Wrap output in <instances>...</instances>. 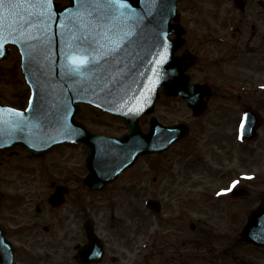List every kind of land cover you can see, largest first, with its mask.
Here are the masks:
<instances>
[{
  "label": "rangeland",
  "instance_id": "1",
  "mask_svg": "<svg viewBox=\"0 0 264 264\" xmlns=\"http://www.w3.org/2000/svg\"><path fill=\"white\" fill-rule=\"evenodd\" d=\"M254 3L242 12L234 6L233 0L179 2L178 8L183 13L181 22L187 29L185 47L179 53L187 48L199 55L197 66L189 73H193L197 80L213 85L209 108L196 117L180 97L163 96L157 103L155 115L167 124L182 122L190 127V132L184 140L164 152L163 156L159 154L152 157L153 164L162 166L158 169L160 173L152 167L145 169L151 157H142L138 167L136 165L125 171L108 188L114 189V194L105 191L87 193L88 207L99 205L105 206L106 213L113 211L120 232L129 226L134 227L129 241L135 247L136 258H145L150 252L159 254L161 250L168 264H241L243 259L264 264V249L249 245L240 236L247 221L246 216L252 209H256L260 196L254 194L252 197L235 200L224 191L234 180L230 176L238 177L240 171L246 174L247 181L240 187L247 184L256 192L264 188V127L257 128L255 138L240 145L239 150L233 148L241 115L240 107L236 104L250 103L264 110V93H242L232 84L221 86L223 79L213 67L216 64L215 56L224 55L226 51L229 66L241 57L235 56L239 48L219 44V39L229 42L226 38L243 35L241 38L245 42L257 43L263 35L264 46V6L262 8ZM228 16L231 21H228ZM257 19L260 28L253 30L252 24ZM233 32L231 36L228 35ZM207 36H212L213 40H208ZM233 66L244 69L237 63ZM222 67L226 68L224 59ZM244 71L249 73L248 69ZM241 82L237 80L235 83ZM246 88L250 90L249 86ZM235 89L240 95H237ZM29 95V88L20 69L19 52L13 47L10 56L0 61V101L23 108L28 103ZM77 118L86 122L94 131L105 134L120 135L126 131L122 119L91 106L82 105ZM148 122L149 118L142 117L143 129L147 130ZM229 140L232 142L229 143ZM224 141L231 145L230 152ZM86 157V151L71 145L57 147L40 158L28 155L23 148L0 153V188L7 194L4 200L7 223H15L12 220V212L15 211L20 212L15 214L24 221L23 225L34 219L38 206L48 213L51 179L69 174L70 177L77 176L82 183L88 172L85 167ZM150 172L159 180L154 181ZM162 177L166 179L162 180ZM180 181L187 184L180 188ZM149 197L164 198L159 215L145 207L144 200ZM88 213L95 216V212L89 208ZM42 217L43 221L48 219L46 215ZM19 233H13L18 245L23 240H29L26 232L22 230ZM149 235L151 245L142 252L140 249L144 247ZM35 241L38 239L31 242ZM153 244L156 249L152 251ZM32 252L26 244L19 258L32 260L33 257H40L37 252H33L36 256ZM146 263L147 260H142L139 264ZM149 264L163 263L161 260H153Z\"/></svg>",
  "mask_w": 264,
  "mask_h": 264
},
{
  "label": "water",
  "instance_id": "2",
  "mask_svg": "<svg viewBox=\"0 0 264 264\" xmlns=\"http://www.w3.org/2000/svg\"><path fill=\"white\" fill-rule=\"evenodd\" d=\"M177 2L127 0L130 7L124 10V15L116 14L111 23L105 24L107 29L115 25L117 32L120 29L131 31L130 42L126 43L121 56L123 63L118 66L109 63L95 75L88 73L80 78H69L61 74L58 67L63 63L60 50L69 40L66 29L72 27L68 23L69 18L75 16L79 21L83 15L76 12L77 0H70L62 7L53 0V17L60 26L50 23L45 29L43 22L34 19L22 34L9 35V18L5 16L4 27L0 29V44L3 45L0 59L9 53L5 43L19 47L22 69L31 85L32 96L26 111L16 110L23 114L26 127L17 126L19 118L8 111L13 108L0 105V151L21 145L33 154L41 155L59 143L80 142L89 150V175L85 178V186L94 190L114 181L121 171L135 163L139 155L166 150L183 138L189 130L187 126H166L153 118L149 132L144 133L139 123L142 115L153 112L160 85L165 94L181 95L186 99L195 114L202 113L206 106L202 98L208 88L191 85L185 73L193 65L194 57L189 52L181 57L175 55L182 46L184 33L180 25L171 23V19L178 20ZM12 31L15 32V28ZM169 33H173L175 38L168 39ZM79 102L92 103L124 117L128 131L121 137L92 132L75 119L80 110ZM247 114L246 135L252 136L260 120L251 111ZM246 194L247 190L240 188L231 196L237 198ZM151 206L159 210L154 201H151ZM88 232L93 242L94 232L92 229ZM242 236L247 242L264 246V198L250 214ZM0 264H17L13 246L1 225Z\"/></svg>",
  "mask_w": 264,
  "mask_h": 264
},
{
  "label": "flooded vegetation",
  "instance_id": "3",
  "mask_svg": "<svg viewBox=\"0 0 264 264\" xmlns=\"http://www.w3.org/2000/svg\"><path fill=\"white\" fill-rule=\"evenodd\" d=\"M254 4L260 5L262 8L264 6L262 0L257 1ZM255 21L259 23L258 19ZM253 29L256 30L257 28L253 27ZM241 37H243V35H238L237 38L232 39V41L235 46L244 47V59H246V56L248 57L246 62L241 65V67L248 69L249 73H246L244 69L241 70L237 67H233L232 71L228 73V76L230 75L229 78L235 81H242L243 77L245 78L247 76L249 80L254 77L264 79V46L262 45L263 35L260 36V40H257V43L245 42ZM259 46H261V48L257 51V53H254ZM240 52V49L236 50L235 56H238ZM195 55L198 59L199 55L197 53H195ZM246 65H248V68H246ZM199 81L204 82L203 80ZM244 81H246V79H244ZM249 83L253 85V81H249ZM222 84L225 83H220V85ZM212 86L213 85L210 86L211 93ZM258 92L261 93L262 91H256L255 93ZM224 142L226 144V149L230 152L231 145L229 143H231L232 140H229V143L226 141ZM234 144H236V141ZM163 154L164 153L160 155L163 156ZM148 157L150 158V156ZM148 167H152V169H155L157 173H160L158 169L162 166L153 164L151 157V160H148V165L145 169H148ZM73 177L66 174L58 179H51V191L49 195H51L58 186H62L64 187L62 193L63 202L59 205L49 204L48 213H45L42 208L38 206L34 219L26 221L24 226V221L16 217L15 213H20L19 211L12 212V216H14L12 220L15 223H7V213L4 212V200L6 199L7 194L0 188V190L4 193L0 199V223L5 227L7 236L13 241L17 256L21 255V251H25V245L27 244L29 250L37 252L40 256L36 258L31 255L33 257L32 260L25 259L32 264H139L142 260H147L146 264H149L153 260H161L163 264H168L167 260L164 258V253L161 250L159 254L150 252L149 255H145V258L136 259L135 247L133 246V243L129 241L131 240V233L133 232L134 227L131 228L129 226V228H126L125 231L120 232L117 222L115 221V214L113 211L112 213H106L107 210L105 206L99 205H91L88 207L87 193L89 191L85 188L83 181L80 183L77 176ZM165 179L166 178L162 177V180ZM153 180L158 181L159 179L154 177ZM114 184L115 183L107 185L99 191H91V193L105 191L114 194V189H108ZM185 184H187V182L180 181L179 187L182 188ZM257 193L260 194V197L263 196L264 188L259 190ZM163 197L160 199L161 206L163 202L162 200H164ZM88 208L95 212V216L88 213ZM43 215L48 217L46 221H43ZM88 219H91V225L96 234L93 238L94 243L91 248H88V244L90 242L89 233L87 231ZM169 219L173 220L172 217ZM22 230L24 233H27L29 240H23L18 245L16 240H14L13 233H19ZM150 237L151 235L147 238ZM37 239L38 241L31 242L32 240ZM155 249L156 245L152 247V251ZM80 250H83L81 251L83 256L82 259L79 252ZM33 252L32 254L36 256ZM41 258L43 260H39ZM241 264H247V262L242 260Z\"/></svg>",
  "mask_w": 264,
  "mask_h": 264
},
{
  "label": "snow or ice",
  "instance_id": "4",
  "mask_svg": "<svg viewBox=\"0 0 264 264\" xmlns=\"http://www.w3.org/2000/svg\"><path fill=\"white\" fill-rule=\"evenodd\" d=\"M77 5V14L83 15L79 21L75 16L69 18L68 23L72 25L66 29L69 40L65 41L64 49L60 50L63 63L58 67L61 74L69 78H80L88 73L95 75L97 70L109 63L112 66L122 64L121 56L126 43L130 42L131 31L120 29L117 32L115 25L107 29L105 24L111 23L116 14L124 15V10L130 7L127 0H77ZM53 11V0H0V29L4 27L2 22L5 16L9 18V35L22 34L33 24L34 19L43 22L45 29L50 23L60 26L54 20ZM2 47L0 44V49ZM8 111L19 118L17 126H27L21 112L14 109ZM247 120L248 114L245 113L241 118L242 131L245 130L244 122ZM64 121H67L66 114Z\"/></svg>",
  "mask_w": 264,
  "mask_h": 264
}]
</instances>
